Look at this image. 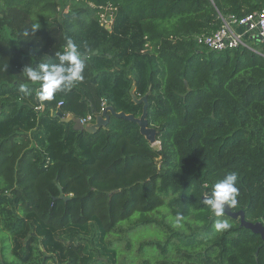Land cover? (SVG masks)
Listing matches in <instances>:
<instances>
[{"label": "trees", "instance_id": "1", "mask_svg": "<svg viewBox=\"0 0 264 264\" xmlns=\"http://www.w3.org/2000/svg\"><path fill=\"white\" fill-rule=\"evenodd\" d=\"M263 6L264 0H0V264H46L54 252L62 264H85L92 236L67 245L58 232L108 237L139 213L136 226L166 231L164 240L140 244L159 249L156 264H264L262 236L226 213L219 217L231 228L210 234L219 217L204 203L235 172L240 194L232 210L264 222V55L244 47L216 51L197 39L221 26L219 13L241 17ZM107 7L115 8L111 31L101 23ZM68 38L88 56L84 80L41 100L23 69L58 63L55 53ZM150 88L148 121L159 147L122 117L90 133L59 115L96 119L105 103L138 117L143 104L131 90L140 98ZM3 232L13 240V259ZM112 247L109 259L96 262L116 264Z\"/></svg>", "mask_w": 264, "mask_h": 264}, {"label": "clouds", "instance_id": "2", "mask_svg": "<svg viewBox=\"0 0 264 264\" xmlns=\"http://www.w3.org/2000/svg\"><path fill=\"white\" fill-rule=\"evenodd\" d=\"M38 28V25H33V32ZM55 55L58 63H40L38 66L29 64L23 69L24 77L33 84L39 85L36 94L41 100L52 101L58 92L71 90L77 81L84 80L83 73L88 56L79 51L78 45L71 38L67 39L64 51L56 52ZM19 91L25 96H31L33 92L26 84H20ZM237 185L238 174L230 172L215 184L210 194H206L204 203L217 217L224 215L226 206L229 208L237 206V197L240 194ZM182 219L183 216L178 213L175 218L177 226ZM215 228L217 231H226L231 225L227 220H218L215 222Z\"/></svg>", "mask_w": 264, "mask_h": 264}, {"label": "rangeland", "instance_id": "3", "mask_svg": "<svg viewBox=\"0 0 264 264\" xmlns=\"http://www.w3.org/2000/svg\"><path fill=\"white\" fill-rule=\"evenodd\" d=\"M107 13L110 15L112 11L110 12L108 11ZM113 20H114V17H112L111 22H108L110 23L111 27L113 24ZM254 45L257 46L256 43ZM131 91L134 92V89H132ZM153 145L154 147H159L160 144L157 142ZM157 214H158L157 212L151 213V215H154V216H156ZM163 214L166 215L165 219L168 220L169 219L168 215L170 214V211L167 209H164L162 211V215ZM140 216L141 214L139 213V214H136L134 217L121 222L119 226L122 228L119 227L117 233L116 232L112 233L108 237L101 236V234L99 233H95L94 235H92V231L89 232L85 230L81 231L80 234L77 232H71V231L58 232L56 234V237L61 238L65 244L70 245L71 243L72 244L74 243L75 244H80V243L85 244V240H79V239L80 238L86 239L92 236L94 240L91 241L90 243L88 241L87 243V247L89 248L87 252L90 254L88 256L84 255L85 257L84 259H86L85 264H87V262L88 264H100L99 262H96V261L103 260V259H109V255H113L114 253L113 250L110 249L109 251L106 248L109 246L110 247L113 246L112 248H115V251L118 255L116 257L118 263L116 262V264H156L155 262L158 260V258L162 257L159 249L156 248L155 246H147L144 249H141L140 244L145 240H149V241L158 240V239L164 240V238L166 237V231L165 229L161 228V226L155 225V224H142V225L136 226L135 222L136 220H138V217ZM218 220L223 221V217H219L216 221ZM90 226L92 230L96 228L95 226L93 227V224H91ZM128 226H134V227L136 226V227L134 231H130L126 233L125 235V232H126L125 230ZM209 232L210 234H214L218 232L215 228V223L213 224ZM2 235L5 237L8 235L11 238V235H9L8 232L6 233L3 232ZM11 244L13 245L12 238H11V241L8 240V242H5V246H7L9 250V251L7 250L8 257L11 255V249H12ZM82 247H84V253H85L87 248L84 245H82ZM95 249H99V250H95ZM48 254H50V252ZM52 254H54L55 256L48 259L46 264H62L66 262L64 258L60 257L59 253L55 254L54 252ZM93 256H95V259L93 258ZM13 258L14 257L11 255V259Z\"/></svg>", "mask_w": 264, "mask_h": 264}, {"label": "built area", "instance_id": "4", "mask_svg": "<svg viewBox=\"0 0 264 264\" xmlns=\"http://www.w3.org/2000/svg\"><path fill=\"white\" fill-rule=\"evenodd\" d=\"M114 10L115 8L113 7H107L101 13V23L103 25L111 22ZM108 11H112V13L109 15ZM218 16L222 21L221 26L210 34L198 36L197 39L201 45L216 51L244 47L264 55V52L259 47V45L264 44V6L241 17L235 15L224 17L220 13ZM255 43L258 47L254 45ZM106 106L104 103L103 111ZM81 120L84 125L95 121L92 114L81 118Z\"/></svg>", "mask_w": 264, "mask_h": 264}, {"label": "water", "instance_id": "5", "mask_svg": "<svg viewBox=\"0 0 264 264\" xmlns=\"http://www.w3.org/2000/svg\"><path fill=\"white\" fill-rule=\"evenodd\" d=\"M105 26L109 31H111L110 23L105 24ZM150 92H151V88L146 95L140 98H138L136 94L132 92L133 100L136 103L143 104L142 114L138 117L132 113H126L125 111H116V109L111 105H107L104 111L101 114L97 115L94 123H89L87 125H84L81 118L75 116L74 114H69L68 116H62L59 113V115L63 122H72L75 129L86 130L90 133H94L100 127L106 126L109 123L111 116L122 117L127 120L136 122L139 125L141 134H143L151 144H155L158 142L157 139L158 131L155 127L150 126L148 121V106H149L148 95L150 94ZM225 213L232 217L239 218L241 221V225L247 227L248 229L252 230L255 233L260 234L262 236V239L264 240V222L250 221L246 218L245 212L243 210L233 211L232 208H229L228 206L225 207Z\"/></svg>", "mask_w": 264, "mask_h": 264}]
</instances>
